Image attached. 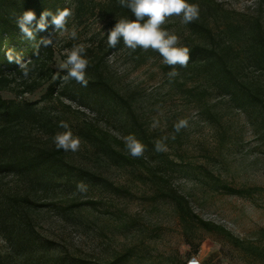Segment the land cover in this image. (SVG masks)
Segmentation results:
<instances>
[{"label":"rangeland","instance_id":"rangeland-1","mask_svg":"<svg viewBox=\"0 0 264 264\" xmlns=\"http://www.w3.org/2000/svg\"><path fill=\"white\" fill-rule=\"evenodd\" d=\"M115 1L64 0L63 8L73 13L69 32L59 35L52 26L45 34L53 40V78L64 70L59 64L66 59V50L85 45L88 84L83 87L62 78L64 93L60 98L36 104L44 111L50 129L39 125L29 129L35 142L54 143L55 134L64 131L59 122L69 124L82 144L78 152H64L69 184L64 190L58 188L54 197L90 199L94 204L82 206L77 218L69 221L50 207L37 214V227L41 233H63L69 253L92 261L105 262L114 250H130L132 255L125 264H182L197 252L210 264H264V107L238 102V91L221 92L195 68L176 70L179 74L170 79L161 70L162 59L154 50L137 48L132 52L123 40L118 48L109 50L107 33L122 18L110 9ZM214 1L221 8L215 9L205 0H188L199 5V18L204 13L220 35L228 23L242 25L257 14V0ZM259 17L264 25V4ZM161 28L176 34L185 47L192 34L190 23L185 25L175 16L166 18ZM73 29L75 39L70 36ZM99 73L122 99L106 93L101 102L95 99L90 87L96 86ZM241 74L264 99V68L246 61ZM46 86L23 98L40 99ZM0 93L5 98L15 97L8 90ZM184 118L189 126L172 140L174 124ZM154 119L159 120L156 128L152 127ZM90 126L106 133L105 143L80 134ZM130 134L146 146L141 161L132 158L125 147L124 138ZM165 136H169L167 151L156 152L155 142ZM82 170L87 174L80 175ZM153 172L166 175L194 213L223 230L207 229L181 214L152 177ZM0 176L4 190L23 185L14 174ZM80 181L87 185L86 193L77 191ZM224 185L244 193H230ZM4 246L0 236V250Z\"/></svg>","mask_w":264,"mask_h":264},{"label":"trees","instance_id":"trees-1","mask_svg":"<svg viewBox=\"0 0 264 264\" xmlns=\"http://www.w3.org/2000/svg\"><path fill=\"white\" fill-rule=\"evenodd\" d=\"M63 1L0 0V91L8 90L15 94L14 98H5L0 93V175L14 174L23 180L20 188L6 190L1 188L0 181V236L5 244L4 249L0 250V264H125L132 255L130 250H114L105 262L92 261L83 255L69 253V244L63 233H41L37 227V214L50 207L56 210L62 220L69 221V218H77L82 206L94 204L90 199L69 201V197H54L58 188L64 190L69 184V163L63 158L65 151L57 150L55 144L48 141L35 142L29 129L33 125L49 127L44 111L36 104L40 100L60 98L64 93L62 78L67 70L59 71L53 78L54 48L41 43L46 39V32L54 26L51 16L47 18L44 30L35 31L34 40L23 37L15 18L25 10H32L39 21L45 10L55 14L58 9H63ZM205 1L215 9L221 8L214 0ZM262 4V0H257V14L245 19L244 24L228 23L223 35L213 31L202 13L198 20L190 23L192 34L187 37L185 44L190 50L188 65L183 68L176 66L175 70L198 69L202 79L212 83L221 92L236 94L238 91V102L243 100L264 107V99L257 87L241 77L242 64L246 61L264 68V25L259 17ZM110 9L118 11L122 18L135 20L130 9L121 7L118 0L111 3ZM122 40L115 48L108 46V49L118 48ZM9 49L14 56L19 54L22 62H32L28 77L23 76L17 63L9 62L6 55ZM160 58L161 70L171 72L172 66L164 64L163 57ZM45 83L46 90L40 99L28 101L23 98L24 94L34 92ZM94 83L96 86L90 88L98 102H101L100 98L105 93L112 98L117 96L122 99L100 73ZM88 129L92 132L86 129L80 134L85 138L94 137L101 144L106 142L103 130L92 129L91 126ZM116 154L121 153L116 151ZM143 157L135 160L141 161ZM85 174L84 170L80 172V175ZM152 177L164 187V194L176 202L181 214L207 229L223 230L194 213L186 197L171 185L166 175L153 172ZM224 188L230 193H244L242 189L225 185ZM194 250L196 252L197 247ZM216 263L219 262L211 264Z\"/></svg>","mask_w":264,"mask_h":264},{"label":"clouds","instance_id":"clouds-1","mask_svg":"<svg viewBox=\"0 0 264 264\" xmlns=\"http://www.w3.org/2000/svg\"><path fill=\"white\" fill-rule=\"evenodd\" d=\"M121 7L130 9L135 16V20L121 18L107 33V44L110 48H115L123 39L125 47L132 52L137 48L147 51L154 50L163 57V63L172 66L173 70L168 73L169 78L176 77L179 73L175 70L176 66L187 67L190 60L189 48L180 44L179 37L170 33L168 30H163L161 25L165 24L166 18L179 17L185 25L199 19L200 7L197 4H190L188 0H118ZM73 15L72 10L65 7L58 9L55 14L49 10L41 13L39 21L36 20L35 12L25 10L15 18V23L23 37L29 40L35 39V31L44 30L47 26V18L51 16V23L55 26V30L59 35L69 32L67 27L68 21ZM145 17L147 19L145 20ZM143 21V23H141ZM72 39L77 37L76 31L73 29L70 32ZM45 46L52 45V39H43L41 41ZM37 54H39L37 48ZM9 62H15L19 65L24 77H28L31 68V61L22 62L19 54L13 55L11 49L6 53ZM66 59L59 64L61 69H66L67 74L63 77V81L67 82L75 80L83 87H87L88 80L86 78V70L89 66V61L86 59V48L84 44L73 45L71 49L65 52ZM159 126V120L154 119L152 127ZM189 126L187 118L179 119L174 124V132L171 134V139L175 140L176 134H179L183 129ZM59 127L64 129L62 132H57L53 137V142L57 150L65 152H78L81 148V138L75 136L66 121H60ZM169 136L163 137L155 142L156 152L167 151L166 141ZM125 147L129 155L138 159L144 156L146 146L141 143L134 135H128L124 138ZM77 191L80 193L87 192V185L80 181L77 183ZM188 264H199L195 258L189 260Z\"/></svg>","mask_w":264,"mask_h":264},{"label":"built area","instance_id":"built-area-1","mask_svg":"<svg viewBox=\"0 0 264 264\" xmlns=\"http://www.w3.org/2000/svg\"><path fill=\"white\" fill-rule=\"evenodd\" d=\"M195 258L196 260L199 261V264H204L203 261L199 258V256L197 254H191L184 262V264H188L189 260ZM216 264H226L224 262H219V263H216Z\"/></svg>","mask_w":264,"mask_h":264},{"label":"crops","instance_id":"crops-1","mask_svg":"<svg viewBox=\"0 0 264 264\" xmlns=\"http://www.w3.org/2000/svg\"><path fill=\"white\" fill-rule=\"evenodd\" d=\"M197 255L199 256L200 253L197 252ZM202 261H203L204 263H206V264H209V263H208V259H207L206 257H202Z\"/></svg>","mask_w":264,"mask_h":264}]
</instances>
